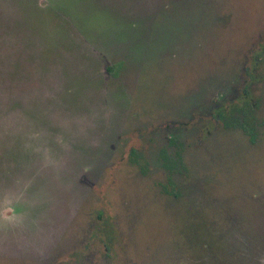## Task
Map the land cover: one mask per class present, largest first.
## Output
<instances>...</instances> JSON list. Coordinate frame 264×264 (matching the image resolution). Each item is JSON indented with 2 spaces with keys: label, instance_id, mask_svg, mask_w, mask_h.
Masks as SVG:
<instances>
[{
  "label": "rangeland",
  "instance_id": "374dc122",
  "mask_svg": "<svg viewBox=\"0 0 264 264\" xmlns=\"http://www.w3.org/2000/svg\"><path fill=\"white\" fill-rule=\"evenodd\" d=\"M246 84L264 0H0V264H264Z\"/></svg>",
  "mask_w": 264,
  "mask_h": 264
},
{
  "label": "trees",
  "instance_id": "16d2710c",
  "mask_svg": "<svg viewBox=\"0 0 264 264\" xmlns=\"http://www.w3.org/2000/svg\"><path fill=\"white\" fill-rule=\"evenodd\" d=\"M119 63L108 66L107 69L112 72L116 69L114 72L117 74L119 71L117 67L120 68V66H122V64L119 65ZM244 91L245 95H243L241 99L226 100V102L221 105L217 118L227 128L242 130L249 136L252 143H256L259 141L260 129L264 126V120L257 114L256 105L258 104L251 101L248 84L245 85ZM163 153L165 154V160L167 159V165L173 168L175 165L173 157L170 158L165 150ZM171 188L176 189V183L172 178H169L166 189L170 191Z\"/></svg>",
  "mask_w": 264,
  "mask_h": 264
},
{
  "label": "flooded vegetation",
  "instance_id": "af4514ba",
  "mask_svg": "<svg viewBox=\"0 0 264 264\" xmlns=\"http://www.w3.org/2000/svg\"><path fill=\"white\" fill-rule=\"evenodd\" d=\"M226 98H227V97H226ZM224 100H225V98L222 97V98L220 99V103L214 101L215 107H214L213 109H216V111H219V109H220V107H221V105H222V103H223ZM217 114H218V112H217ZM213 117H214V116H213ZM215 117L217 118L218 116L215 115ZM43 232L46 233V234H48L49 237L52 238V232H54V234H55V233H56V230H55L54 228H52V229L49 230V228H48L46 231L43 230ZM54 236H55V235H54Z\"/></svg>",
  "mask_w": 264,
  "mask_h": 264
}]
</instances>
